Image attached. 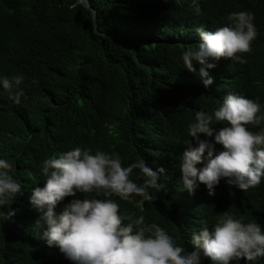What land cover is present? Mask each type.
I'll use <instances>...</instances> for the list:
<instances>
[{"label":"trees","instance_id":"trees-1","mask_svg":"<svg viewBox=\"0 0 264 264\" xmlns=\"http://www.w3.org/2000/svg\"><path fill=\"white\" fill-rule=\"evenodd\" d=\"M87 3L89 8L78 0H0V159L14 165L12 175L21 183L14 202L0 206V264H73L47 244L46 225L30 198L44 186L43 161L76 147L118 154L123 166L143 159L153 171L165 169L153 203L110 198L121 216L158 224L187 252L195 250L193 233L211 231L225 213L256 221L264 231V177L246 192L221 179L210 196L204 184L190 194L180 172L197 112L213 114L233 93L258 102L264 115V0ZM240 11L254 14L258 32L251 53L242 55L247 62L221 59L208 70L213 83L205 87L208 77L200 76L199 65L195 72L184 68L183 53L198 49L197 28L213 32ZM18 75L25 95L16 104L2 80ZM223 126L213 125L217 131ZM247 127L259 133L264 121ZM130 178L138 185L144 179L138 169ZM84 198L65 197L55 211ZM200 264L213 262L201 251ZM238 264H264V257Z\"/></svg>","mask_w":264,"mask_h":264},{"label":"clouds","instance_id":"clouds-1","mask_svg":"<svg viewBox=\"0 0 264 264\" xmlns=\"http://www.w3.org/2000/svg\"><path fill=\"white\" fill-rule=\"evenodd\" d=\"M227 26L215 31L196 29L200 42L198 49L183 53L184 68L195 72L199 65L201 77H208L221 59L244 64L245 53H251L252 42L258 32L254 14L250 11L233 12L227 16ZM23 76L2 80L5 90L16 103L21 102L24 91L19 87ZM207 87L213 83L203 80ZM261 105L241 95L227 94L221 106L208 114L196 113L195 122L188 127V149L180 161L183 186L192 194L199 184H204L210 196L221 179L241 191L260 185L264 177V130L249 131L248 125L259 126L264 115H259ZM225 124L218 131L215 124ZM200 134L213 140L200 139ZM223 150L217 151L215 145ZM203 164V167L197 165ZM138 169L144 177L138 185L130 177ZM14 165L0 159V206L11 205L21 192V183L14 179ZM146 161L123 166L118 154H105L91 149L76 147L43 161L44 186L36 187L30 198L31 204L41 213L46 225L43 233L49 246L56 245L65 258L73 264H200L203 256L213 264H233L243 259L253 262L264 257V231L256 221L244 223L225 213L210 231L203 227L193 233L191 244L194 251L187 252L158 224H144V217L133 220L123 217L119 204L110 197L130 201L142 197V202H154L162 189L158 173ZM103 193L106 199L88 198L87 194ZM84 194V199H72L57 214L55 208L65 197ZM9 215H15L10 211ZM127 220L128 223H124Z\"/></svg>","mask_w":264,"mask_h":264},{"label":"water","instance_id":"water-1","mask_svg":"<svg viewBox=\"0 0 264 264\" xmlns=\"http://www.w3.org/2000/svg\"><path fill=\"white\" fill-rule=\"evenodd\" d=\"M82 5H84L85 7L89 8L87 0H78ZM92 13H94V11L92 10Z\"/></svg>","mask_w":264,"mask_h":264}]
</instances>
